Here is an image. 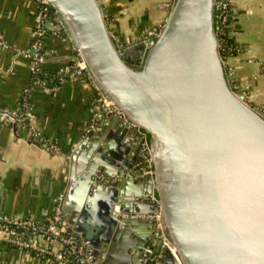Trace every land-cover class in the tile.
I'll list each match as a JSON object with an SVG mask.
<instances>
[{
    "label": "water",
    "instance_id": "95a60500",
    "mask_svg": "<svg viewBox=\"0 0 264 264\" xmlns=\"http://www.w3.org/2000/svg\"><path fill=\"white\" fill-rule=\"evenodd\" d=\"M45 1L142 149L114 170L91 158L106 117L82 135L60 199L70 235L97 264H264V112L228 80L215 1L173 0L151 43L123 48L103 0Z\"/></svg>",
    "mask_w": 264,
    "mask_h": 264
},
{
    "label": "crops",
    "instance_id": "0c3cea01",
    "mask_svg": "<svg viewBox=\"0 0 264 264\" xmlns=\"http://www.w3.org/2000/svg\"><path fill=\"white\" fill-rule=\"evenodd\" d=\"M229 1L234 17L230 36L238 50L225 61L228 80L250 105L264 112V15L254 16L257 14L250 0ZM103 2L110 34L123 48L151 38L161 28L172 0ZM37 9L36 0H0V112L9 116L24 110L32 113L28 125L20 121L11 124V118L0 121V215L49 222L58 209L62 229L70 235L63 225L60 199L66 186L69 153L82 135L93 129L98 118L106 117L91 158L114 170L118 168L114 160L140 164L142 149L138 135L133 130H120L118 119L110 120L111 113L101 110L97 116L94 89L84 78L75 77L69 39L52 19L45 23L40 52L43 61L38 71L32 70ZM30 126L40 139L33 136ZM94 130H101V126ZM121 145L127 147L123 154L117 150ZM113 149L120 159L111 156ZM140 231L149 228L143 226ZM161 238L165 239L163 235ZM0 264L57 263L49 256L0 242Z\"/></svg>",
    "mask_w": 264,
    "mask_h": 264
},
{
    "label": "built area",
    "instance_id": "2783aa9c",
    "mask_svg": "<svg viewBox=\"0 0 264 264\" xmlns=\"http://www.w3.org/2000/svg\"><path fill=\"white\" fill-rule=\"evenodd\" d=\"M215 1V30L217 35L221 32V25L226 22L228 18V12L232 11V7L229 0H214ZM38 3V9L34 16V28L32 31V50L34 51L32 70L38 71L39 64L43 61V54L40 53L43 47V40L46 34L45 23L48 19H52L55 22V26L59 32L66 35L65 30L62 27V22L56 15V11L45 0H36ZM156 33L149 38L151 43L155 38ZM68 38V36H67ZM74 52L73 59V71L75 77H82L87 80L93 87L96 102L99 106L97 110V116L101 110H105V105L109 108L106 112L116 113L118 112L115 104L108 100L101 90L95 85L91 77L90 72L87 69L86 64L82 60L80 53L72 49ZM8 118H11V124L15 122H25L28 125V120L32 118L30 110H24L14 116H9L5 112H0V121L6 122ZM33 136L36 139H40L39 133L30 126ZM146 173L152 172L151 163H147L143 168ZM159 217H156L157 228H161ZM60 212L55 210L51 221L43 222L37 219H17L8 216L0 215V242L14 247L22 248L34 252L41 256H51L57 264H68L69 258L72 257V261L76 260L78 264H96L95 258L90 252L84 250L76 240L71 237L68 232L64 231L61 226ZM162 236V234H161ZM164 244L171 247L170 243L164 240ZM171 251L173 248L171 247Z\"/></svg>",
    "mask_w": 264,
    "mask_h": 264
},
{
    "label": "trees",
    "instance_id": "16d2710c",
    "mask_svg": "<svg viewBox=\"0 0 264 264\" xmlns=\"http://www.w3.org/2000/svg\"><path fill=\"white\" fill-rule=\"evenodd\" d=\"M228 14L229 15H228L226 22H224L223 24H220L222 29H221V32H219V34H218L219 53H220V56L224 62V66H225L226 59L233 57V56H236L237 50H238L233 39H232V37L230 36L231 25L234 21L233 11H231L230 13L228 12ZM225 69H226V67H225ZM226 75L228 77L227 70H226ZM39 76H41L40 78L42 81L45 79V76H42V75H39ZM232 87H233V85H232ZM234 90H235V88H234ZM49 257H51V256H49ZM68 264H78V263L76 260L72 261V257H71L68 260Z\"/></svg>",
    "mask_w": 264,
    "mask_h": 264
},
{
    "label": "rangeland",
    "instance_id": "374dc122",
    "mask_svg": "<svg viewBox=\"0 0 264 264\" xmlns=\"http://www.w3.org/2000/svg\"><path fill=\"white\" fill-rule=\"evenodd\" d=\"M172 2H173V0H172ZM250 3H251V6L253 7L255 13L257 14V15L254 14V16L262 17L264 15V0H253L252 2L250 0Z\"/></svg>",
    "mask_w": 264,
    "mask_h": 264
},
{
    "label": "bare ground",
    "instance_id": "6f19581e",
    "mask_svg": "<svg viewBox=\"0 0 264 264\" xmlns=\"http://www.w3.org/2000/svg\"><path fill=\"white\" fill-rule=\"evenodd\" d=\"M163 236H164V238L165 239H163V240H166V241H168L169 242V240H168V238L164 235V234H162Z\"/></svg>",
    "mask_w": 264,
    "mask_h": 264
}]
</instances>
